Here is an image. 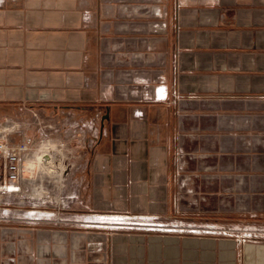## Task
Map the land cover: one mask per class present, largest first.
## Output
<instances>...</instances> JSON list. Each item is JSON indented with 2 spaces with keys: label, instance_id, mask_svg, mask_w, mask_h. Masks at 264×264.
Listing matches in <instances>:
<instances>
[{
  "label": "crops",
  "instance_id": "crops-1",
  "mask_svg": "<svg viewBox=\"0 0 264 264\" xmlns=\"http://www.w3.org/2000/svg\"><path fill=\"white\" fill-rule=\"evenodd\" d=\"M0 118L71 154L0 264H264V0H0Z\"/></svg>",
  "mask_w": 264,
  "mask_h": 264
},
{
  "label": "built area",
  "instance_id": "built-area-1",
  "mask_svg": "<svg viewBox=\"0 0 264 264\" xmlns=\"http://www.w3.org/2000/svg\"><path fill=\"white\" fill-rule=\"evenodd\" d=\"M18 124H12L9 128L0 130V193L18 194L23 190V182L27 173L33 181L39 173L53 167L54 157L63 155L58 145H52L45 138L41 141L31 135H26L18 144L10 143L9 137L15 133ZM39 141V142H38ZM43 181L32 190L34 194L44 192ZM133 224L123 225L131 229H138L148 233L162 234H190L211 235L219 232L212 228H197L195 226L167 224L152 220L151 218L131 219Z\"/></svg>",
  "mask_w": 264,
  "mask_h": 264
},
{
  "label": "rangeland",
  "instance_id": "rangeland-1",
  "mask_svg": "<svg viewBox=\"0 0 264 264\" xmlns=\"http://www.w3.org/2000/svg\"><path fill=\"white\" fill-rule=\"evenodd\" d=\"M18 124L17 130H21L22 127L27 126V122H21L19 120H4L3 118H0V130H4L6 127L9 128L12 124ZM29 125L34 126V130L31 133L33 137L38 138L41 141V138H45L47 142H51L52 145H58L60 151L63 150V155L60 156L56 155L54 157L53 161V167H49L46 171H43L42 173H39V176L36 178L39 182L40 179L44 182V192H41L40 194H34L33 188L35 187V184H31L30 180L27 179L23 183V190L21 193L18 194H9V193H0V228L8 227V226H22L26 223L28 220L27 218L30 217H42L45 218L47 215L46 212H55L56 215H59V210H61L62 202L59 201V180L61 173H65V171L69 167L68 165H63V162L66 164L69 162L71 154L67 153L64 149V145L62 143H58L57 140L59 139V130L48 132L45 128V123L43 120L36 119L34 122H29ZM56 122L53 124L55 125ZM58 128V127H57ZM16 131V132H20ZM55 132V133H54ZM27 132H21V138H23L26 135H29ZM54 135V136H53ZM19 139V138H18ZM17 139V140H18ZM39 142V141H38ZM62 160V165L59 169V161ZM64 166V167H62ZM27 176H29V173H27ZM62 178V177H61ZM36 180V181H37ZM38 182V183H39ZM42 198H45L43 200ZM39 206V207H37ZM36 209H35V208ZM38 211L37 214L32 213L31 210ZM123 218L122 222H126L124 224H120V226L123 225H131L133 224L131 218L126 216H120ZM186 226H195L196 224L192 222L185 223ZM198 225V224H197ZM199 228V225L196 226ZM219 234H224V236H228L229 233L217 230ZM261 231V230H259ZM254 234V233H251ZM258 236H264L263 234H260V232H256ZM262 239V238H261ZM253 240H259L257 238H253Z\"/></svg>",
  "mask_w": 264,
  "mask_h": 264
},
{
  "label": "bare ground",
  "instance_id": "bare-ground-1",
  "mask_svg": "<svg viewBox=\"0 0 264 264\" xmlns=\"http://www.w3.org/2000/svg\"><path fill=\"white\" fill-rule=\"evenodd\" d=\"M32 213H35V214H37L38 212H32ZM112 216V215H111ZM93 219H95V220H106L107 219V217H105V216H95V217H93ZM107 220H109L112 224H114V225H120V224H124V223H126L125 221L124 222H122V220H123V218L122 217H120V216H118V217H113V218H108Z\"/></svg>",
  "mask_w": 264,
  "mask_h": 264
},
{
  "label": "water",
  "instance_id": "water-1",
  "mask_svg": "<svg viewBox=\"0 0 264 264\" xmlns=\"http://www.w3.org/2000/svg\"><path fill=\"white\" fill-rule=\"evenodd\" d=\"M106 119L108 118V116L105 117Z\"/></svg>",
  "mask_w": 264,
  "mask_h": 264
}]
</instances>
